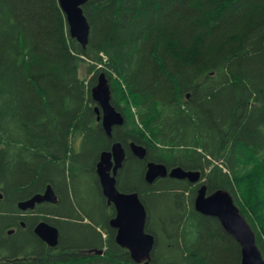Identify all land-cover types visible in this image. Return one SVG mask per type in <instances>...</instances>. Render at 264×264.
<instances>
[{
    "label": "trees",
    "instance_id": "16d2710c",
    "mask_svg": "<svg viewBox=\"0 0 264 264\" xmlns=\"http://www.w3.org/2000/svg\"><path fill=\"white\" fill-rule=\"evenodd\" d=\"M82 11L85 48L58 0H0V264H135L115 243L95 173L115 141L125 150L116 186L137 192L154 236L150 264H239L240 250L195 211L194 185L147 183V161L229 191L264 259V0H88ZM99 72L124 116L110 136L90 96ZM46 184L55 204L17 208ZM42 219L59 231L53 248L33 233Z\"/></svg>",
    "mask_w": 264,
    "mask_h": 264
},
{
    "label": "water",
    "instance_id": "95a60500",
    "mask_svg": "<svg viewBox=\"0 0 264 264\" xmlns=\"http://www.w3.org/2000/svg\"><path fill=\"white\" fill-rule=\"evenodd\" d=\"M88 0H58V4L66 17L69 35L82 47L88 41L89 24L83 14L82 6ZM97 120L102 129L110 136L114 126L121 125L123 118L110 102L111 91L108 80L103 73L97 77L96 83L90 89ZM130 151L137 158H143L146 149L134 142L129 143ZM125 151L120 142L112 144L110 150L102 151L96 164V174L103 196L107 204L114 207V216L109 220V226L115 229V243L128 251L131 261L135 264H150L154 236L146 231V209L137 192H122L116 188L115 175L121 167ZM169 176L175 179H186L188 182L200 183L195 189L193 208L200 214L214 217L239 245V264H264L261 252L255 241V233L246 218L241 214L232 195L225 189H215L208 192L205 183L200 181V170H186L180 166L170 169L160 162L149 161L146 164L144 179L151 184L158 177ZM2 194L0 192V198ZM57 196L50 184L42 193H36L29 198L17 202L22 210H32L42 202L55 203ZM34 234L53 247L57 243V228L45 220L38 222L33 228ZM12 230L8 231V234ZM101 255L102 249L90 250L89 253Z\"/></svg>",
    "mask_w": 264,
    "mask_h": 264
},
{
    "label": "bare ground",
    "instance_id": "6f19581e",
    "mask_svg": "<svg viewBox=\"0 0 264 264\" xmlns=\"http://www.w3.org/2000/svg\"><path fill=\"white\" fill-rule=\"evenodd\" d=\"M65 16V15H64ZM87 19V18H86ZM65 21H66V25H67V32H68V29H69V26H68V23H67V20H66V17H65ZM89 24V23H88ZM90 27V26H89ZM90 29V28H89ZM90 31V30H89ZM68 34H69V32H68ZM89 35V34H88ZM70 36V35H69ZM71 38V37H70ZM72 39H74V38H72ZM75 40V39H74ZM76 41V40H75ZM77 42V41H76ZM88 42V41H87ZM78 43V42H77ZM79 44V43H78ZM80 45V44H79ZM86 45H87V43H86ZM85 45V46H86ZM81 46V45H80ZM82 47V46H81ZM82 48H85V47H82ZM104 58V60H105V57H103ZM107 61V60H106ZM85 62V61H84ZM102 62H103V60H102ZM102 64V63H101ZM101 64H97V67L99 68L100 66H101ZM102 66H103V64H102ZM105 67V66H104ZM107 68V67H106ZM108 69V68H107ZM111 71V70H110ZM100 73H103L104 75H105V73L104 72H99L98 73V75L100 74ZM98 75H97V77H98ZM81 77V76H80ZM97 77L95 78V83H96V80H97ZM105 77H106V75H105ZM106 79L108 80V78L106 77ZM94 83V84H95ZM108 83H109V81H108ZM93 84V85H94ZM92 85V86H93ZM110 85V84H109ZM91 86V87H92ZM91 89V88H90ZM91 96V95H90ZM112 98V97H111ZM157 106V105H156ZM155 106V107H156ZM114 107V106H113ZM115 108V107H114ZM115 110L116 111H118L120 114H121V116H122V118H123V121H124V116H123V114H122V112H120L119 110H117L116 108H115ZM123 123V122H122ZM112 130V129H111ZM111 135V134H110ZM114 143V142H113ZM136 144V143H135ZM71 145V144H70ZM138 145H141V144H138ZM72 146V145H71ZM141 146H143V145H141ZM144 147V146H143ZM122 148H123V146H122ZM145 148V147H144ZM124 149V148H123ZM146 149V148H145ZM177 166V165H176ZM173 167V166H172ZM181 167V166H180ZM218 189V188H217ZM221 189H223V188H221ZM215 190V189H214ZM226 190V189H225ZM213 191V190H212ZM229 192V191H228ZM230 193V192H229ZM18 208V207H17ZM19 209V208H18ZM20 210V209H19ZM21 211V210H20ZM147 213V212H146ZM59 231H58V229H57V233H58ZM57 243H58V236H57ZM57 243H56V245H57ZM55 245V246H56ZM55 246H53V247H55ZM53 247H51V248H53ZM263 257V256H262Z\"/></svg>",
    "mask_w": 264,
    "mask_h": 264
},
{
    "label": "rangeland",
    "instance_id": "374dc122",
    "mask_svg": "<svg viewBox=\"0 0 264 264\" xmlns=\"http://www.w3.org/2000/svg\"><path fill=\"white\" fill-rule=\"evenodd\" d=\"M78 76L79 77L81 76L80 78L83 79V80H86V81H87L88 77L90 76V75H87L86 72H85V64H82L81 68L79 69ZM132 112H135L133 110V108H132Z\"/></svg>",
    "mask_w": 264,
    "mask_h": 264
},
{
    "label": "flooded vegetation",
    "instance_id": "af4514ba",
    "mask_svg": "<svg viewBox=\"0 0 264 264\" xmlns=\"http://www.w3.org/2000/svg\"><path fill=\"white\" fill-rule=\"evenodd\" d=\"M21 226H24V225L21 224Z\"/></svg>",
    "mask_w": 264,
    "mask_h": 264
}]
</instances>
